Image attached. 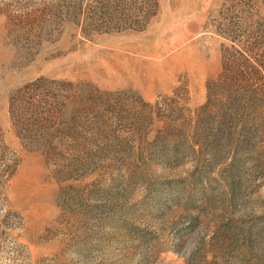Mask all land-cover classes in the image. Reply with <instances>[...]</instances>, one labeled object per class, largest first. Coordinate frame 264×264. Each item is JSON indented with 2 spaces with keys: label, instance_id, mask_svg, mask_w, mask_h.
<instances>
[{
  "label": "rangeland",
  "instance_id": "1",
  "mask_svg": "<svg viewBox=\"0 0 264 264\" xmlns=\"http://www.w3.org/2000/svg\"><path fill=\"white\" fill-rule=\"evenodd\" d=\"M220 75L250 125L212 141ZM37 78L57 157L10 113ZM0 264H264V0H0Z\"/></svg>",
  "mask_w": 264,
  "mask_h": 264
},
{
  "label": "trees",
  "instance_id": "2",
  "mask_svg": "<svg viewBox=\"0 0 264 264\" xmlns=\"http://www.w3.org/2000/svg\"><path fill=\"white\" fill-rule=\"evenodd\" d=\"M137 29L140 28L137 27ZM227 64L229 65V62L223 63L222 67H225V65L227 67ZM220 79L221 75L216 79L218 82L223 81L221 91H218L219 88H209L207 86L206 100L201 106V109L207 106L213 107L210 120H205V122H211L213 126L212 141L218 138L224 140L227 137L230 138L232 135L231 128L234 126L244 130L247 129V124L250 125V121H246L244 107L240 104L243 96L237 94V88L236 92H229L225 80ZM232 83L239 86L236 80L231 81V87ZM54 91L56 90L51 87L46 88L44 78H37L23 85L10 96V113L19 124L20 130L23 132L21 134L24 138L35 140V142H39L38 139H44L41 143H37L39 145L34 148L43 150L50 157L60 156L62 148L65 147L59 143H51L47 139L61 137L63 134H69L70 131L67 126H61L58 122L66 109L64 107L60 108L63 102L58 103L53 98ZM217 92L221 95L222 100L214 104L212 101L214 99H211L210 94ZM261 122L263 123V121Z\"/></svg>",
  "mask_w": 264,
  "mask_h": 264
},
{
  "label": "bare ground",
  "instance_id": "3",
  "mask_svg": "<svg viewBox=\"0 0 264 264\" xmlns=\"http://www.w3.org/2000/svg\"><path fill=\"white\" fill-rule=\"evenodd\" d=\"M155 51V50H154ZM142 53H144V54H149L150 56H151V59H150V62H151V64L153 63V62H156L157 61V59L155 58L156 56H157V53L156 52H150V51H148V52H142ZM181 54V53H180ZM107 55H109V54H107ZM126 59L125 57H124V54H123V52H117L116 54H115V56L113 57V61H114V63H113V65H112V67L114 68L115 67V69H121V68H118L117 66H116V64H115V62H119V59ZM172 60H174V58H171ZM108 60V59H107ZM180 61V60H179ZM138 62V61H137ZM167 63V62H166ZM108 64V63H107ZM108 65H110V64H108ZM166 65V64H165ZM155 66V65H154ZM181 66V65H180ZM111 68V67H110ZM158 69V68H157ZM161 70V69H160Z\"/></svg>",
  "mask_w": 264,
  "mask_h": 264
}]
</instances>
